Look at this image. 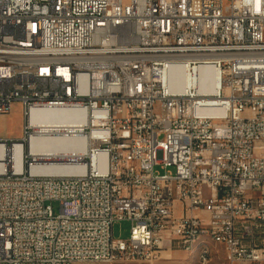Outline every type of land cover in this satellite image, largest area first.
Segmentation results:
<instances>
[{
    "label": "built area",
    "instance_id": "built-area-1",
    "mask_svg": "<svg viewBox=\"0 0 264 264\" xmlns=\"http://www.w3.org/2000/svg\"><path fill=\"white\" fill-rule=\"evenodd\" d=\"M195 1L0 0V264H264V0ZM35 110L85 118L82 173L36 171Z\"/></svg>",
    "mask_w": 264,
    "mask_h": 264
},
{
    "label": "bare ground",
    "instance_id": "bare-ground-1",
    "mask_svg": "<svg viewBox=\"0 0 264 264\" xmlns=\"http://www.w3.org/2000/svg\"><path fill=\"white\" fill-rule=\"evenodd\" d=\"M207 74L212 75L209 71L202 74L200 90H204ZM179 80H182L180 75L175 77L174 84ZM186 82H192V78H188ZM31 122L38 129V136L31 140V151L38 160L44 161L43 167L36 171L65 176L82 173L74 162L85 155L87 143L71 136L84 125L85 118L80 119L74 112L67 110H35L31 115ZM215 247L219 248L217 238L213 235H202V238L194 241L190 252L198 253L200 263L207 255L209 263L215 255Z\"/></svg>",
    "mask_w": 264,
    "mask_h": 264
},
{
    "label": "rangeland",
    "instance_id": "rangeland-1",
    "mask_svg": "<svg viewBox=\"0 0 264 264\" xmlns=\"http://www.w3.org/2000/svg\"><path fill=\"white\" fill-rule=\"evenodd\" d=\"M199 0L195 1V8L198 10ZM25 119L22 113V107L16 103L10 109V112L5 116H0V139H13L15 141L22 137L23 125ZM55 213L58 214V207L55 206ZM131 224L129 222H117L114 225V239L128 240L130 236ZM215 255L208 264H228L225 260V252L219 247L214 248ZM116 264H202L199 261L198 253L188 254L186 252L178 251L164 254V259L152 263H116ZM248 264V263H237Z\"/></svg>",
    "mask_w": 264,
    "mask_h": 264
},
{
    "label": "crops",
    "instance_id": "crops-1",
    "mask_svg": "<svg viewBox=\"0 0 264 264\" xmlns=\"http://www.w3.org/2000/svg\"><path fill=\"white\" fill-rule=\"evenodd\" d=\"M172 252H178V251H172ZM172 252H167L166 254H168V253H172Z\"/></svg>",
    "mask_w": 264,
    "mask_h": 264
}]
</instances>
